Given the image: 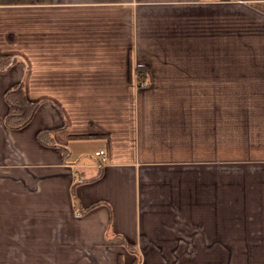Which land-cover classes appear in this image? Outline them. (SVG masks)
<instances>
[{
	"label": "crops",
	"instance_id": "1",
	"mask_svg": "<svg viewBox=\"0 0 264 264\" xmlns=\"http://www.w3.org/2000/svg\"><path fill=\"white\" fill-rule=\"evenodd\" d=\"M0 54V264H264V0H0Z\"/></svg>",
	"mask_w": 264,
	"mask_h": 264
},
{
	"label": "trees",
	"instance_id": "2",
	"mask_svg": "<svg viewBox=\"0 0 264 264\" xmlns=\"http://www.w3.org/2000/svg\"><path fill=\"white\" fill-rule=\"evenodd\" d=\"M19 58L20 57L17 55L0 54V71L7 70L12 64L17 62ZM139 73L144 74V69L139 67ZM4 96L9 104V112L6 115L5 121L6 124L12 128H20L28 124L32 120L36 110L41 104V101L30 100L27 97L23 81L18 82L17 84L8 88L5 91ZM45 133L46 131H42L39 133L40 138L44 141H46L44 139ZM47 133H48V137L52 138L50 132ZM51 144L57 145V143L54 141H52ZM80 181L81 179H77L74 183V187ZM124 243L132 252H136L138 254V251L135 249V247L132 244H130L128 241H124ZM139 262L140 259L138 256L134 264H139Z\"/></svg>",
	"mask_w": 264,
	"mask_h": 264
},
{
	"label": "built area",
	"instance_id": "3",
	"mask_svg": "<svg viewBox=\"0 0 264 264\" xmlns=\"http://www.w3.org/2000/svg\"><path fill=\"white\" fill-rule=\"evenodd\" d=\"M148 81V76L146 74H137V83L139 86H143L147 83ZM96 155L99 157L100 161V165H103L106 160H107V156H106V151L104 149H101L99 151L96 152ZM77 215H82V210L80 208L76 209Z\"/></svg>",
	"mask_w": 264,
	"mask_h": 264
}]
</instances>
